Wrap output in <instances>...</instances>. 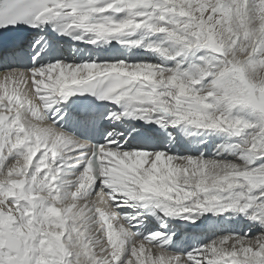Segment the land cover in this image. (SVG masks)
<instances>
[{
  "label": "snow or ice",
  "instance_id": "1",
  "mask_svg": "<svg viewBox=\"0 0 264 264\" xmlns=\"http://www.w3.org/2000/svg\"><path fill=\"white\" fill-rule=\"evenodd\" d=\"M0 264H264V0H0Z\"/></svg>",
  "mask_w": 264,
  "mask_h": 264
}]
</instances>
